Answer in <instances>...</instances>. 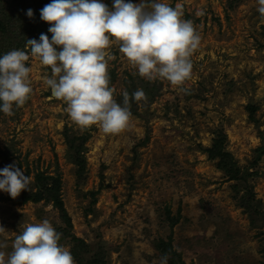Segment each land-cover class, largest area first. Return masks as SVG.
I'll use <instances>...</instances> for the list:
<instances>
[{
  "label": "rangeland",
  "instance_id": "374dc122",
  "mask_svg": "<svg viewBox=\"0 0 264 264\" xmlns=\"http://www.w3.org/2000/svg\"><path fill=\"white\" fill-rule=\"evenodd\" d=\"M101 2L111 9L114 0ZM159 2L179 4L182 19L201 37L191 77L186 91L149 81L110 45L114 99L123 106L127 91L137 112L130 110L118 135L97 125L81 132L45 82L51 69L26 45L20 49L29 54L32 92L22 108L14 105L13 115L0 112V170L20 167L34 191L38 173L59 175L71 226L52 202L21 205L20 195L0 191L5 264L23 226L44 220L62 234L59 244L74 264H160L164 256L167 264H264V23L257 0ZM35 27L25 21L12 30H19L22 43L30 37L39 42ZM141 89L145 98L134 103L131 96ZM249 106H256L253 117ZM219 131L245 181L229 180L204 152ZM67 136L86 139L81 173ZM162 245H169V254Z\"/></svg>",
  "mask_w": 264,
  "mask_h": 264
},
{
  "label": "clouds",
  "instance_id": "9594fccd",
  "mask_svg": "<svg viewBox=\"0 0 264 264\" xmlns=\"http://www.w3.org/2000/svg\"><path fill=\"white\" fill-rule=\"evenodd\" d=\"M257 3L264 23V0ZM27 15L33 16L31 9ZM182 15L179 4L173 8L159 0L139 4L114 0L111 9L101 0H52L41 9V19L50 25L51 40L42 33L39 42L27 39L26 46L32 58L51 69L45 82L53 97L67 105L71 121L81 132L97 125L106 135H118L131 117L130 97L127 91L123 93V106L114 99L107 49L118 45L140 77L166 80L186 91L183 85L191 77V57L201 37L193 22L183 20ZM28 60L29 54L21 50L0 57V112L5 115H13L14 105L22 108L30 97ZM132 98L139 102L145 93L137 90ZM0 177V191L13 199L29 190L31 177L15 164L0 170ZM61 235L48 220L24 225L6 264H74L70 250L59 244ZM4 255L0 252V264H5ZM167 260L161 257L160 264Z\"/></svg>",
  "mask_w": 264,
  "mask_h": 264
},
{
  "label": "trees",
  "instance_id": "16d2710c",
  "mask_svg": "<svg viewBox=\"0 0 264 264\" xmlns=\"http://www.w3.org/2000/svg\"><path fill=\"white\" fill-rule=\"evenodd\" d=\"M49 1L50 0H0V57L12 50H20L26 45L27 40L22 43L19 36L16 35L19 30H12L14 26L15 28L17 27V23L19 24L27 21L28 25H36L34 32L40 33V35L43 33L50 39L52 38V33L49 32L50 25L41 19V9H43L45 5L49 4ZM29 9L33 12V16L31 18L27 15V11ZM31 34V36H34L33 32ZM28 39H32V37ZM110 78L111 77H109V87L111 86ZM147 90L148 88L145 89L146 92ZM134 103H136V101H134ZM131 109L132 106L130 104V110ZM248 110L250 111V117H253L256 111V106H249ZM132 111V114H137L136 109H132ZM85 140L86 139H82L81 141L78 137L75 138L67 136L69 149L72 152L73 157L76 158L79 173L83 172L85 169V161L82 157H80L84 151ZM204 152L208 155L210 160H218V167L225 171L229 180H246V177L240 176V170L237 167L238 165L236 164L233 155L227 150V135L224 131L218 132V137L213 140L212 146L205 149ZM262 154L263 153L260 154L259 158ZM34 187L35 191L29 188V190L21 192L18 203L23 205L28 202H52L54 207L58 210L61 219L67 225L71 226L69 215L60 195V176H50L43 172L38 173L36 175ZM177 221V219L173 218V225L176 224ZM162 247L163 248L160 249L163 252L166 251L165 253H170L169 245H162Z\"/></svg>",
  "mask_w": 264,
  "mask_h": 264
}]
</instances>
